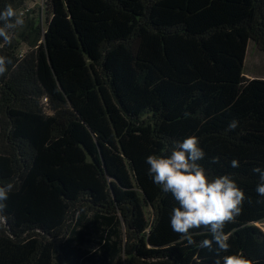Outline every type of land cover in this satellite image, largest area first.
Segmentation results:
<instances>
[{
    "label": "trees",
    "instance_id": "1",
    "mask_svg": "<svg viewBox=\"0 0 264 264\" xmlns=\"http://www.w3.org/2000/svg\"><path fill=\"white\" fill-rule=\"evenodd\" d=\"M48 1L44 27L19 15L27 0H0L23 20L0 37V186L25 188L0 209V264H214L211 233L187 245L147 174L189 135L208 175L244 192L228 253L264 264V78L244 74L249 41L264 51V0Z\"/></svg>",
    "mask_w": 264,
    "mask_h": 264
},
{
    "label": "clouds",
    "instance_id": "2",
    "mask_svg": "<svg viewBox=\"0 0 264 264\" xmlns=\"http://www.w3.org/2000/svg\"><path fill=\"white\" fill-rule=\"evenodd\" d=\"M0 21L3 22L0 37L5 42L9 40L7 30L23 24L10 6L0 11ZM4 70L5 60L0 58V73ZM236 127L237 121L233 119L228 128ZM204 157L205 152L198 137L189 135L174 141L166 154L148 155L145 158L147 174L153 184L158 185L164 193H171L177 202L169 213V225L174 232L181 234L187 245L194 244L190 230L204 226L211 233V239L201 240L199 246L212 249L215 244L217 258L214 264H251L240 254L228 253L229 238L224 232L225 223L240 215L244 192L229 174L208 175L199 163ZM212 162L216 163L217 158L213 157ZM231 166L238 167V161L233 159ZM253 172L258 173L259 177L255 192L259 197H264V169L254 167ZM12 190V183L0 186V209L5 207L4 202Z\"/></svg>",
    "mask_w": 264,
    "mask_h": 264
},
{
    "label": "rangeland",
    "instance_id": "3",
    "mask_svg": "<svg viewBox=\"0 0 264 264\" xmlns=\"http://www.w3.org/2000/svg\"><path fill=\"white\" fill-rule=\"evenodd\" d=\"M26 5L34 10V15L39 18L43 26L46 27L48 19L51 17V6L48 0H27ZM26 6V7H27ZM27 50L26 44L22 47V52ZM247 56L244 63V72L247 74L255 75V77L264 78V51L258 46L254 40L248 43ZM245 73V74H246ZM25 188L19 191H12L9 195L16 197L21 196ZM264 230V221L258 223Z\"/></svg>",
    "mask_w": 264,
    "mask_h": 264
},
{
    "label": "built area",
    "instance_id": "4",
    "mask_svg": "<svg viewBox=\"0 0 264 264\" xmlns=\"http://www.w3.org/2000/svg\"><path fill=\"white\" fill-rule=\"evenodd\" d=\"M31 8L30 7H25V8H22L20 11H19V15L23 16L25 15L28 11H30Z\"/></svg>",
    "mask_w": 264,
    "mask_h": 264
},
{
    "label": "crops",
    "instance_id": "5",
    "mask_svg": "<svg viewBox=\"0 0 264 264\" xmlns=\"http://www.w3.org/2000/svg\"><path fill=\"white\" fill-rule=\"evenodd\" d=\"M27 6V5H26ZM28 7V6H27ZM247 50H248V47H247ZM246 56H247V53H246ZM246 72H244V74H245ZM247 77H249V78H259L260 76H258V77H255V75H251V74H245Z\"/></svg>",
    "mask_w": 264,
    "mask_h": 264
}]
</instances>
